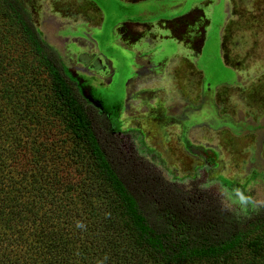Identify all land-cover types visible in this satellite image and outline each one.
I'll use <instances>...</instances> for the list:
<instances>
[{"label": "rangeland", "instance_id": "374dc122", "mask_svg": "<svg viewBox=\"0 0 264 264\" xmlns=\"http://www.w3.org/2000/svg\"><path fill=\"white\" fill-rule=\"evenodd\" d=\"M18 1L82 97L168 181L206 185L239 212L264 205V0ZM38 101L43 132L27 143L43 152V184L85 180L79 206L98 181Z\"/></svg>", "mask_w": 264, "mask_h": 264}, {"label": "trees", "instance_id": "16d2710c", "mask_svg": "<svg viewBox=\"0 0 264 264\" xmlns=\"http://www.w3.org/2000/svg\"><path fill=\"white\" fill-rule=\"evenodd\" d=\"M38 98L75 169L98 181L79 206L85 180L43 184V152L27 143L43 132ZM0 264H264V205L239 212L206 185L168 181L87 105L21 3L0 0Z\"/></svg>", "mask_w": 264, "mask_h": 264}, {"label": "flooded vegetation", "instance_id": "af4514ba", "mask_svg": "<svg viewBox=\"0 0 264 264\" xmlns=\"http://www.w3.org/2000/svg\"><path fill=\"white\" fill-rule=\"evenodd\" d=\"M81 94V93H80ZM82 96V95H81ZM87 101V100H86ZM87 105H89V106H93V108H96L97 110H101V108L99 107V106H97L96 104H93L92 102H89V101H87ZM103 112H104V110H102ZM104 113H106V112H104ZM107 114V113H106ZM107 116H108V114H107ZM108 118H109V116H108ZM109 120H110V118H109ZM111 122V121H110ZM120 134V133H119Z\"/></svg>", "mask_w": 264, "mask_h": 264}, {"label": "water", "instance_id": "95a60500", "mask_svg": "<svg viewBox=\"0 0 264 264\" xmlns=\"http://www.w3.org/2000/svg\"><path fill=\"white\" fill-rule=\"evenodd\" d=\"M98 106V105H97ZM100 107V106H99ZM102 110V109H101Z\"/></svg>", "mask_w": 264, "mask_h": 264}]
</instances>
